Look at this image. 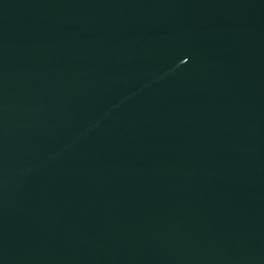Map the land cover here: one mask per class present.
<instances>
[{"label": "water", "instance_id": "water-1", "mask_svg": "<svg viewBox=\"0 0 264 264\" xmlns=\"http://www.w3.org/2000/svg\"><path fill=\"white\" fill-rule=\"evenodd\" d=\"M0 264H264V0H0Z\"/></svg>", "mask_w": 264, "mask_h": 264}]
</instances>
